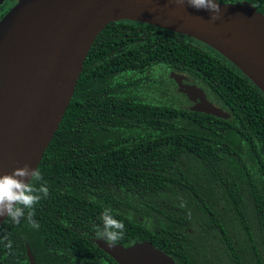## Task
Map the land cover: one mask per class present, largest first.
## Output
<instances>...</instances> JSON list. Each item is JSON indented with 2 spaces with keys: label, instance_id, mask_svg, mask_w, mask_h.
I'll list each match as a JSON object with an SVG mask.
<instances>
[{
  "label": "trees",
  "instance_id": "16d2710c",
  "mask_svg": "<svg viewBox=\"0 0 264 264\" xmlns=\"http://www.w3.org/2000/svg\"><path fill=\"white\" fill-rule=\"evenodd\" d=\"M219 2L264 15V0ZM172 73L231 119L192 111ZM38 170L49 188L33 209L39 227L28 210L7 218L0 264H30L27 247L36 264H118L95 242L105 208L124 247L149 242L175 264H264V94L191 37L109 24Z\"/></svg>",
  "mask_w": 264,
  "mask_h": 264
},
{
  "label": "water",
  "instance_id": "95a60500",
  "mask_svg": "<svg viewBox=\"0 0 264 264\" xmlns=\"http://www.w3.org/2000/svg\"><path fill=\"white\" fill-rule=\"evenodd\" d=\"M7 0H0L2 5ZM0 21V175L39 169L73 99L88 54L111 23L130 21L191 37L233 63L264 94V15L249 4L220 3V18L169 0H17ZM194 112L225 120L189 78L172 73ZM8 217H0V227ZM96 244L118 264H175L149 242ZM30 264L35 257L27 247Z\"/></svg>",
  "mask_w": 264,
  "mask_h": 264
},
{
  "label": "clouds",
  "instance_id": "9594fccd",
  "mask_svg": "<svg viewBox=\"0 0 264 264\" xmlns=\"http://www.w3.org/2000/svg\"><path fill=\"white\" fill-rule=\"evenodd\" d=\"M177 5L187 4L196 10H206L212 13L211 20L220 18L221 9L219 0H169ZM43 176L38 169H31L27 164L23 168L15 169L11 174L0 175V217L7 216L15 224H19L21 218L27 212L28 222L32 227L38 228L32 217L33 209L42 199L49 195L47 183L43 182ZM39 184V186H37ZM183 206V205H182ZM102 226L94 228L96 240H103L109 247L115 246L125 231L122 221L114 218L110 208H105L101 214ZM65 222V227H67ZM10 251L11 241L5 245Z\"/></svg>",
  "mask_w": 264,
  "mask_h": 264
},
{
  "label": "flooded vegetation",
  "instance_id": "af4514ba",
  "mask_svg": "<svg viewBox=\"0 0 264 264\" xmlns=\"http://www.w3.org/2000/svg\"><path fill=\"white\" fill-rule=\"evenodd\" d=\"M17 2L14 0H7L2 5H0V21L17 4ZM186 83H190V81H187ZM192 105H193V103H192ZM192 105H191V107H192Z\"/></svg>",
  "mask_w": 264,
  "mask_h": 264
},
{
  "label": "rangeland",
  "instance_id": "374dc122",
  "mask_svg": "<svg viewBox=\"0 0 264 264\" xmlns=\"http://www.w3.org/2000/svg\"><path fill=\"white\" fill-rule=\"evenodd\" d=\"M14 1H16V2H17V0H14Z\"/></svg>",
  "mask_w": 264,
  "mask_h": 264
}]
</instances>
